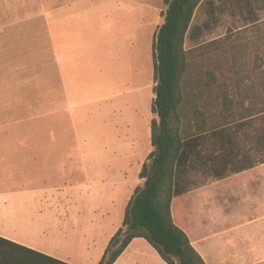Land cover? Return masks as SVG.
I'll use <instances>...</instances> for the list:
<instances>
[{"label":"rangeland","instance_id":"1","mask_svg":"<svg viewBox=\"0 0 264 264\" xmlns=\"http://www.w3.org/2000/svg\"><path fill=\"white\" fill-rule=\"evenodd\" d=\"M92 4V10L101 7ZM149 4L148 24L134 28H118L111 22L100 26L97 14L88 15L87 43L75 45L61 63L55 61L61 83L70 91L71 169L65 182L70 180L71 192L85 198L81 210L92 220L85 264L97 263L121 225L135 186L144 181L139 171L151 150L149 122L154 116L151 46L160 23L153 8H165L162 0ZM193 25L201 26L202 34L195 41L186 34L184 47H195L196 59L204 60L199 62L202 70L216 74L221 70L232 98L247 95L243 98L247 104L248 97L264 88V0H202ZM20 111L25 112L17 107L18 116ZM62 130L56 125L55 131ZM192 178L195 184L184 197L191 204L193 242L206 262L264 264V173L242 171L221 180L199 174ZM134 244L156 255L145 239L137 238Z\"/></svg>","mask_w":264,"mask_h":264},{"label":"crops","instance_id":"2","mask_svg":"<svg viewBox=\"0 0 264 264\" xmlns=\"http://www.w3.org/2000/svg\"><path fill=\"white\" fill-rule=\"evenodd\" d=\"M88 3L101 7L92 10ZM149 3L0 0L1 238L67 264L87 261V228L92 220L81 210L87 204L85 198L71 192L70 180L65 182L71 169L70 91L61 83V68L56 70L55 61L61 63L75 45L87 43L88 15L97 14L100 26L115 23L118 28H134L148 24ZM161 8L153 10L159 14ZM159 17L156 26L163 22ZM19 106L25 112L18 116ZM56 125L63 130L55 131ZM136 239L113 264H151L150 259L166 264L154 248L156 255L134 244ZM47 262L33 253H22L12 254L5 264Z\"/></svg>","mask_w":264,"mask_h":264},{"label":"trees","instance_id":"3","mask_svg":"<svg viewBox=\"0 0 264 264\" xmlns=\"http://www.w3.org/2000/svg\"><path fill=\"white\" fill-rule=\"evenodd\" d=\"M200 2L162 0L163 22L151 46L154 116L151 150L139 171L144 181L135 186L96 264H113L134 238L145 239L166 264H208L188 221L191 204L184 194L195 184L193 175L221 180L242 171L264 173V88L247 104V95L232 98L225 74L202 70L195 47H184L186 34L194 41L202 34L201 26H190ZM22 253L67 264L0 237L2 264Z\"/></svg>","mask_w":264,"mask_h":264}]
</instances>
